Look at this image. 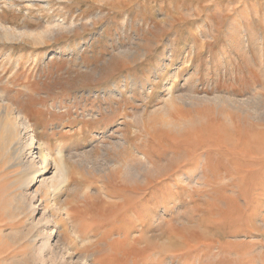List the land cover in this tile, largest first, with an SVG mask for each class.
Instances as JSON below:
<instances>
[{
  "label": "rangeland",
  "instance_id": "rangeland-1",
  "mask_svg": "<svg viewBox=\"0 0 264 264\" xmlns=\"http://www.w3.org/2000/svg\"><path fill=\"white\" fill-rule=\"evenodd\" d=\"M0 104V264H264V0H0Z\"/></svg>",
  "mask_w": 264,
  "mask_h": 264
},
{
  "label": "bare ground",
  "instance_id": "bare-ground-1",
  "mask_svg": "<svg viewBox=\"0 0 264 264\" xmlns=\"http://www.w3.org/2000/svg\"><path fill=\"white\" fill-rule=\"evenodd\" d=\"M26 6H28V5L26 4ZM30 6H32L31 3H30ZM9 35L13 36L14 32H12V31L9 32ZM182 97H183V95H182ZM178 99H179V97H178ZM14 109H15V107H14ZM14 109L10 108L8 105H7V108L6 107L2 108L1 104H0V155L3 156L5 159H7L9 157H10V159L13 158L15 160V163H13V166H19L20 167V169H18L19 172L24 173L26 176H29L31 174H35V173L40 172V171L42 173L46 172L48 170L50 162H49L48 157H47L48 155L41 152V150H40V155L36 156L37 158L41 159V161H42L41 163L36 162V160L34 158L27 159L25 161L22 159V153L24 152V148L25 147L28 148V146H29V148H31L34 145L35 135L33 133L29 136L30 138L28 137L25 142L23 141L22 129L24 128L27 132H30L32 127H31L29 121H27V119L25 118V116L21 115L20 113H17V111H16L17 109L16 110H14ZM36 148H39V147H36ZM56 152H58V154L60 156V160L54 161L55 173L53 174L52 179L53 180H54V178L55 179L58 178V179H57V182H56V180L54 181L55 184L52 182V185L50 186V188L48 187L52 193H55V189H56V187H58V184L65 179V171H66L65 157L63 156L61 150H58ZM114 159L116 160V158H114ZM112 161L114 162V160H112ZM109 164H110V161L107 165H109ZM128 168H132V167H128ZM132 171L133 170L130 169V173ZM30 179L31 178H29V180ZM42 180L44 182L48 181V179H42ZM44 182H42V183L44 184ZM51 192H50V194H51ZM50 233H53V232L51 231Z\"/></svg>",
  "mask_w": 264,
  "mask_h": 264
}]
</instances>
